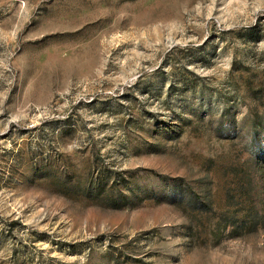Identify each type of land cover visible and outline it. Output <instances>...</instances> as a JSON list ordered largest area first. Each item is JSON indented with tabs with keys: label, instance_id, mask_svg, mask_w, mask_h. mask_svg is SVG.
Masks as SVG:
<instances>
[{
	"label": "rangeland",
	"instance_id": "374dc122",
	"mask_svg": "<svg viewBox=\"0 0 264 264\" xmlns=\"http://www.w3.org/2000/svg\"><path fill=\"white\" fill-rule=\"evenodd\" d=\"M0 264H264V0H0Z\"/></svg>",
	"mask_w": 264,
	"mask_h": 264
}]
</instances>
